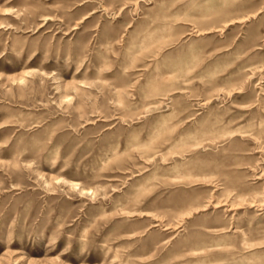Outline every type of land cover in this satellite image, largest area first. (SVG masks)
<instances>
[{
    "label": "rangeland",
    "instance_id": "1",
    "mask_svg": "<svg viewBox=\"0 0 264 264\" xmlns=\"http://www.w3.org/2000/svg\"><path fill=\"white\" fill-rule=\"evenodd\" d=\"M0 264H264V0H0Z\"/></svg>",
    "mask_w": 264,
    "mask_h": 264
},
{
    "label": "bare ground",
    "instance_id": "2",
    "mask_svg": "<svg viewBox=\"0 0 264 264\" xmlns=\"http://www.w3.org/2000/svg\"><path fill=\"white\" fill-rule=\"evenodd\" d=\"M220 203H221V201H217V202H216V205H218V204H220Z\"/></svg>",
    "mask_w": 264,
    "mask_h": 264
}]
</instances>
